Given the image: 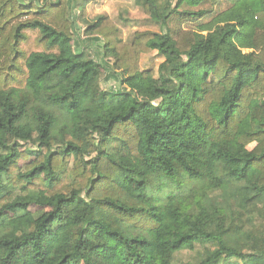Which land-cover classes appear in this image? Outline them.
<instances>
[{
  "label": "trees",
  "instance_id": "16d2710c",
  "mask_svg": "<svg viewBox=\"0 0 264 264\" xmlns=\"http://www.w3.org/2000/svg\"><path fill=\"white\" fill-rule=\"evenodd\" d=\"M132 1L160 31L127 43L88 0H0V264H264V0Z\"/></svg>",
  "mask_w": 264,
  "mask_h": 264
},
{
  "label": "rangeland",
  "instance_id": "374dc122",
  "mask_svg": "<svg viewBox=\"0 0 264 264\" xmlns=\"http://www.w3.org/2000/svg\"><path fill=\"white\" fill-rule=\"evenodd\" d=\"M22 5L29 4L34 2L35 4L41 5L42 3H54L55 0H20ZM71 0H69L68 5L70 6ZM83 4V3H82ZM221 8V7H220ZM87 15L90 20L96 19L98 16L106 14L109 16H115V23H117L123 30L124 41L129 43L133 37V34L138 31H153L159 32L160 29L157 25L152 24L144 15L143 11L137 7L132 0H88L87 2ZM118 15L121 18H125L126 21L122 22L118 19ZM117 16V18H116ZM69 20L74 23V32L75 37L72 43V49L75 53L82 52L83 49H86V53L92 58L95 62L100 63L101 60V49L102 41L98 37H88L84 34L85 24L82 23L80 18L78 19L77 11H71L69 13ZM82 48V50H81ZM163 59L160 58L155 52L142 55L140 60L141 70H156L158 65ZM113 60L106 59L103 61L105 72L100 81V87L102 90L107 92H116L117 90L125 91L126 89L120 88V75L113 68ZM254 147L253 144L248 146V149L251 150ZM26 148L34 150L33 147L29 145L21 146L20 151H24ZM33 156L20 159V166L28 164L29 162L34 161ZM72 163V160H71ZM32 196L34 195L37 198L43 199V193H36L31 191ZM42 209L39 207L31 206L29 212L34 215L41 214ZM195 255L184 252L180 255L181 258L192 260Z\"/></svg>",
  "mask_w": 264,
  "mask_h": 264
},
{
  "label": "crops",
  "instance_id": "0c3cea01",
  "mask_svg": "<svg viewBox=\"0 0 264 264\" xmlns=\"http://www.w3.org/2000/svg\"><path fill=\"white\" fill-rule=\"evenodd\" d=\"M101 40V39H100ZM81 50H82V48H81Z\"/></svg>",
  "mask_w": 264,
  "mask_h": 264
}]
</instances>
